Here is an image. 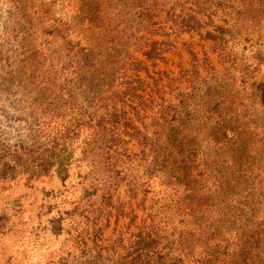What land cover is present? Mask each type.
<instances>
[{
	"label": "rangeland",
	"instance_id": "1",
	"mask_svg": "<svg viewBox=\"0 0 264 264\" xmlns=\"http://www.w3.org/2000/svg\"><path fill=\"white\" fill-rule=\"evenodd\" d=\"M0 264H264V0H0Z\"/></svg>",
	"mask_w": 264,
	"mask_h": 264
}]
</instances>
